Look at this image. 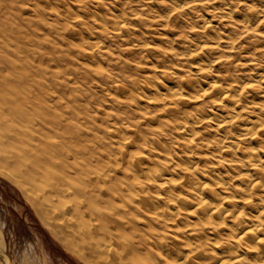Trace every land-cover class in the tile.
<instances>
[{
	"label": "bare ground",
	"instance_id": "bare-ground-1",
	"mask_svg": "<svg viewBox=\"0 0 264 264\" xmlns=\"http://www.w3.org/2000/svg\"><path fill=\"white\" fill-rule=\"evenodd\" d=\"M257 2L144 0L170 4L173 18L209 9L221 22L197 14L188 32L198 38L178 34L187 78L165 65L154 70L149 59L139 65L142 79L115 78L121 109L100 124L83 102L59 93L58 79L67 87L63 62L50 70L43 59L34 63L0 23V175L73 254L89 264H264V65L256 62L264 56V0ZM110 11L80 44L82 62H100L101 33L128 32L125 13ZM169 17L153 15L161 26L179 21ZM80 65L72 79L79 90L100 72Z\"/></svg>",
	"mask_w": 264,
	"mask_h": 264
},
{
	"label": "rangeland",
	"instance_id": "rangeland-1",
	"mask_svg": "<svg viewBox=\"0 0 264 264\" xmlns=\"http://www.w3.org/2000/svg\"><path fill=\"white\" fill-rule=\"evenodd\" d=\"M99 1L104 4L99 3ZM233 1L238 2V0ZM241 3L247 5L257 4L258 2L257 0H241ZM0 6L1 33H11V42H9L13 43V46L17 44L19 46L22 45V47L26 46L29 49L27 53L20 54L28 55L31 61L34 59V63H40L38 60L43 59L45 63L44 67H47L48 70L54 69L53 66L56 63L61 64L63 62L61 64L62 67L68 72L65 75L66 80L64 81L67 87L61 83V79H58L56 86L59 93L63 91L65 98L71 99L73 102L75 99H78L81 103L83 102L82 107L90 113L92 122L98 124H100L99 119L106 115L105 112L116 113L121 109L113 100V95L117 93H114V83L111 82H114L115 78H118L119 75L131 74L135 79H138L139 75L140 79H142V76L147 74V72L143 70L142 72L139 65H145L148 59V62L150 61L149 65L153 64V66L151 65L152 68H156L157 71H159L160 66L154 65H165V68H168V72L172 73L174 70H179L180 75L183 78H187L190 63L180 60V56L177 55V51L180 50L176 47L178 46L177 43L184 38L188 40L190 38H198L197 35H191L188 32L191 30L190 26L196 20L197 14H202L208 19H212L213 24L217 26L221 22V19L212 16L213 14L209 9H202L194 10L191 11L192 13L188 12V14L184 15L175 14L174 18H179V21L175 18V23L171 15L170 4L169 7H163L160 4L154 3L150 7L144 6V0H0ZM108 8L112 11L120 10V12L125 13V16L129 20L127 25L128 32L126 33L127 29H125L120 35L115 36L113 33H101V44H105L102 45L100 50L102 53L101 58H97L100 62L97 64L96 62L92 64L90 61L82 62L83 60L78 57L80 44L83 43L84 38L86 39L90 35V31L98 29L96 25H99V22L97 20L101 21L100 19L109 16L111 11ZM158 11L170 15L169 19L172 17L171 22L174 24L170 23L169 26L157 24L158 22L156 19H153V15H157ZM97 13L100 14L98 15ZM135 13L139 14L138 18L133 15ZM80 25H86L85 27L88 28L89 32ZM226 25L222 27H230ZM73 27H75V30ZM66 28L70 29L67 30ZM71 30L74 32L72 33ZM152 30H155L156 33H153ZM237 32L238 30L236 29L232 30L234 34H237ZM180 33L184 35V38H181L183 37L182 35L178 36ZM158 38H162V41ZM244 39L246 38L242 35V40ZM145 43L148 44L145 45ZM173 46L175 49H170ZM148 50L151 51L148 52ZM41 53L44 55L42 56ZM67 53L70 54L66 61L62 55L67 56ZM163 54L166 55V58ZM11 56L15 55L11 54ZM263 58L264 56H260L259 61H256L259 66L264 65ZM51 61L55 64L53 63L54 65L51 64L50 66ZM81 63L85 65L89 63L93 68H98L100 72L94 71L93 76L95 79L90 83L81 85V89L79 90V86H76L77 88L74 86L73 80L76 77L74 69H81V71L84 69L80 65ZM258 65L257 67H259ZM148 73L151 75L156 74V76L158 74V80L167 78V75L162 72L154 73L150 71ZM45 77H48L51 81L54 79V76L50 75H45ZM107 84L111 86L109 90L107 89ZM103 107L106 108L104 109ZM106 117L111 119L108 115ZM87 124L88 122L83 125L84 128H86ZM0 249L3 264H89L86 260L73 254L65 246L62 239L55 237L51 233L22 191L14 183L1 175Z\"/></svg>",
	"mask_w": 264,
	"mask_h": 264
},
{
	"label": "flooded vegetation",
	"instance_id": "flooded-vegetation-1",
	"mask_svg": "<svg viewBox=\"0 0 264 264\" xmlns=\"http://www.w3.org/2000/svg\"><path fill=\"white\" fill-rule=\"evenodd\" d=\"M0 251H1V249H0ZM0 256H1V254H0Z\"/></svg>",
	"mask_w": 264,
	"mask_h": 264
}]
</instances>
